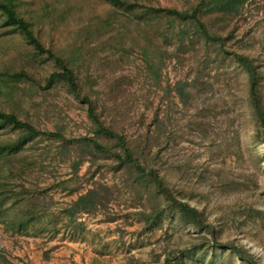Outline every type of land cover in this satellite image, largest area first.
I'll use <instances>...</instances> for the list:
<instances>
[{"label": "rangeland", "instance_id": "374dc122", "mask_svg": "<svg viewBox=\"0 0 264 264\" xmlns=\"http://www.w3.org/2000/svg\"><path fill=\"white\" fill-rule=\"evenodd\" d=\"M126 1L135 7L17 0L108 125L132 139L154 130L158 116L149 165L204 214L208 227L185 225L112 154L40 135L0 158V264H264V216L251 211L264 213V129L235 56L255 60L264 94V0H248L237 16L205 17L211 40L161 10L191 11L200 0ZM4 20L0 12V72L28 76L5 78L0 109L68 140L92 135L86 103L59 81L47 84L59 71L55 61ZM18 135L0 129V144ZM99 185L106 187L104 206L71 217V203Z\"/></svg>", "mask_w": 264, "mask_h": 264}, {"label": "trees", "instance_id": "16d2710c", "mask_svg": "<svg viewBox=\"0 0 264 264\" xmlns=\"http://www.w3.org/2000/svg\"><path fill=\"white\" fill-rule=\"evenodd\" d=\"M116 8L126 7L133 9L135 3H130L126 0H108ZM248 0H200L198 6L191 11H179L176 9H161L168 14H172L181 20L191 21L198 31L206 39H216L215 34L210 32L205 17L211 13H218L221 17L237 16L243 10ZM0 12L4 15L5 24L13 26L21 35V37L31 45L37 52L46 53L48 57L53 59L59 71L54 72L47 79V84L51 85L59 81L66 85L69 90L76 95L81 101L87 105V115L92 122V135H86L81 138L67 139L61 133L41 132L36 129L31 123L21 120L16 114L6 112L0 109V129L11 128L19 131L18 137L11 142L0 144V158L4 154L15 155L26 144L33 141L40 135H46L53 138H59L65 141L77 142L89 150L91 154L100 152L103 154H112L115 162L119 167H124L128 174L133 178L134 182L147 185L148 190L158 192L163 203L177 214L179 219L185 225H193L200 229L207 228L204 214L198 209L186 202L181 194L175 193L168 182L161 176L160 172L153 166L149 165L150 159L156 155L154 150L155 143L159 139V131L162 122L156 115L153 124L154 130L144 131L135 138L128 139L124 134L115 130L111 125H108L102 119V111H99V105L90 95H81L80 86L77 76L61 56L46 49L40 38L36 35L33 23L21 14L17 0H0ZM111 17V16H110ZM108 22V18H99L102 23ZM238 62L243 66L249 75V100L253 115L256 118L258 125L264 129V94L263 76L259 67L255 65V60L246 55H235ZM71 64V62H69ZM0 72V89L7 84L5 78L13 80L26 78L28 75L25 72H16L9 74ZM101 107V106H100ZM106 187L99 185L98 187L90 188L85 194H81L77 200L73 201L67 212L72 217L76 213H93L105 204ZM35 211V209H34ZM252 213L264 216V213L251 210ZM1 212V209H0ZM214 243L219 244L214 231L211 229ZM236 254L243 258L244 254L240 250L235 249Z\"/></svg>", "mask_w": 264, "mask_h": 264}]
</instances>
